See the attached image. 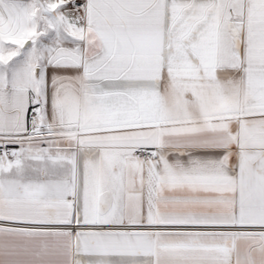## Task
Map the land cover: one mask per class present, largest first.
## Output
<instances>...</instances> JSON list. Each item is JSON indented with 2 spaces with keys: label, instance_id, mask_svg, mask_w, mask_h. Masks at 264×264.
<instances>
[{
  "label": "snow or ice",
  "instance_id": "1",
  "mask_svg": "<svg viewBox=\"0 0 264 264\" xmlns=\"http://www.w3.org/2000/svg\"><path fill=\"white\" fill-rule=\"evenodd\" d=\"M0 264H264V0H0Z\"/></svg>",
  "mask_w": 264,
  "mask_h": 264
}]
</instances>
